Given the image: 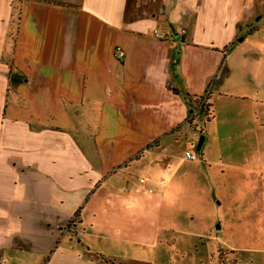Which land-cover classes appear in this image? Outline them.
<instances>
[{"label": "crops", "instance_id": "1", "mask_svg": "<svg viewBox=\"0 0 264 264\" xmlns=\"http://www.w3.org/2000/svg\"><path fill=\"white\" fill-rule=\"evenodd\" d=\"M0 22V264H176L186 236L212 264L205 228L178 216L154 220L148 254V200L161 215L183 190L170 145L196 124L186 93L209 90L207 123L264 161V0H5ZM132 160L156 189L131 173L127 193L103 188Z\"/></svg>", "mask_w": 264, "mask_h": 264}, {"label": "rangeland", "instance_id": "2", "mask_svg": "<svg viewBox=\"0 0 264 264\" xmlns=\"http://www.w3.org/2000/svg\"><path fill=\"white\" fill-rule=\"evenodd\" d=\"M3 3L5 0H0L1 11ZM193 121L197 125L188 130L192 133L191 137H180L170 145L171 153L176 155L173 169H177L172 180L173 183L183 185V190L168 195V207L166 210L162 208L161 215L156 213L159 205L148 200V254L151 253L149 250L157 251V247L149 244L153 241L150 234L155 228L154 220L159 216H167L166 221L173 223L172 219L178 216L183 226L205 228L206 243L214 244L215 262L212 264H264V161L256 156L251 157L253 144L248 137L238 135L227 138L223 123L218 121L207 123L198 117ZM78 129L81 128L75 126V130ZM201 136L205 139L202 150L198 151L197 144ZM188 147L198 158L205 149L210 164L201 162L193 166L183 162L181 158ZM146 156L145 161L148 162V154ZM143 162L132 160L130 167L123 165L120 172H113L103 180V188L113 184L120 192L127 193L126 187L130 184L129 187L133 188L135 185L125 181L128 173H131L138 181L143 178L148 186L153 184L152 187L156 189L154 183L159 182L156 179H161V175L156 170L154 174H149L148 164ZM155 165L159 166L158 163ZM109 197L101 194L96 198L106 201ZM198 241V238L187 236L177 240V243L184 242L182 245L191 249L183 256L184 259H181L182 255H175L176 264H194L201 257L203 259L202 251L197 256L194 252L193 245Z\"/></svg>", "mask_w": 264, "mask_h": 264}, {"label": "trees", "instance_id": "3", "mask_svg": "<svg viewBox=\"0 0 264 264\" xmlns=\"http://www.w3.org/2000/svg\"><path fill=\"white\" fill-rule=\"evenodd\" d=\"M16 4L14 5L15 11H14V18H13V24L17 26L18 19L20 18V9H18ZM10 47L13 50L16 43V34L13 32L11 33L10 38ZM174 92L179 93V90L177 88H172ZM203 95H192L189 93H186L184 98L186 102L190 106L191 110V117L188 119L189 122H193L194 118L198 117L200 120H204L206 122L211 121L214 118V112L212 109V104L209 101V95L206 98V101L201 104Z\"/></svg>", "mask_w": 264, "mask_h": 264}, {"label": "built area", "instance_id": "4", "mask_svg": "<svg viewBox=\"0 0 264 264\" xmlns=\"http://www.w3.org/2000/svg\"><path fill=\"white\" fill-rule=\"evenodd\" d=\"M150 31H151V34L154 35L157 38H165V36H166L164 33L160 32L156 28L151 29ZM185 32H186V29H182V33H185ZM116 55H117V57L119 59H123L124 58L125 54H124V50H123V48L121 46H118L116 48ZM209 93H210L209 90L205 92L201 104H203L206 101V98L208 97ZM185 156L188 159H196L197 158V155L194 152L190 151V150H187L185 152ZM142 182H144V180H142Z\"/></svg>", "mask_w": 264, "mask_h": 264}, {"label": "water", "instance_id": "5", "mask_svg": "<svg viewBox=\"0 0 264 264\" xmlns=\"http://www.w3.org/2000/svg\"><path fill=\"white\" fill-rule=\"evenodd\" d=\"M240 40H243V38H240ZM204 139H205L204 136H201V137H200L199 142H198V144H197V150H200V149H201V147H202V145H203V143H204Z\"/></svg>", "mask_w": 264, "mask_h": 264}]
</instances>
